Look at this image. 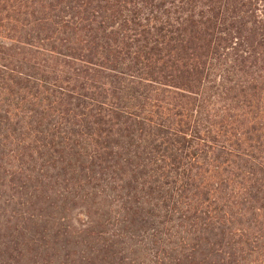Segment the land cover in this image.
Instances as JSON below:
<instances>
[{
    "label": "trees",
    "instance_id": "trees-1",
    "mask_svg": "<svg viewBox=\"0 0 264 264\" xmlns=\"http://www.w3.org/2000/svg\"><path fill=\"white\" fill-rule=\"evenodd\" d=\"M0 264H264V0H0Z\"/></svg>",
    "mask_w": 264,
    "mask_h": 264
}]
</instances>
